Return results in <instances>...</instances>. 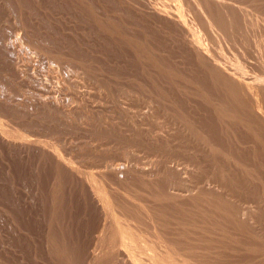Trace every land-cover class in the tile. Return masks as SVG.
I'll return each mask as SVG.
<instances>
[{
  "label": "rangeland",
  "instance_id": "374dc122",
  "mask_svg": "<svg viewBox=\"0 0 264 264\" xmlns=\"http://www.w3.org/2000/svg\"><path fill=\"white\" fill-rule=\"evenodd\" d=\"M155 1L167 3L170 9L176 4V0ZM145 3L0 0V264H152L155 258L144 250L142 241L128 240L126 248L122 247L121 235L129 231L127 228L118 223L104 227L106 210H101L89 176L103 180L116 212L130 207L132 214L140 210L135 214L141 217V222H135L140 227L131 225L136 231L152 225L153 211L162 208L164 214L156 211L158 218L164 219L157 228H166L167 235H178L190 246L243 241L264 244V143L255 132L242 126L235 130L227 117L214 113L217 101L228 92L183 44L175 25ZM187 4V8L192 6ZM208 4L207 11H222L219 5ZM154 58L161 68L152 62ZM181 113L202 120L204 131L213 122V131L221 141L206 145L204 139L197 143L190 131L176 130L179 124L172 122ZM156 136L164 142L157 141ZM219 148L226 155L222 157ZM140 163L148 172L146 176L129 170L125 176L109 177L112 172L108 165L131 167ZM177 164L180 169H176ZM166 165L176 166L174 173L172 168L170 172L180 179L170 177ZM108 171L111 174L107 175ZM216 179L225 186L220 192L206 186L208 182L214 185ZM184 180L195 188L193 194H165V181L167 186L177 183L175 186L181 188ZM227 191L230 194L225 196ZM125 199L135 206L120 202ZM252 204L259 207L261 225L257 229L234 212L237 206ZM222 251L221 258L227 261L219 257V264H249L241 257L246 252H231L229 257L231 253ZM261 256L255 264H264V254Z\"/></svg>",
  "mask_w": 264,
  "mask_h": 264
},
{
  "label": "bare ground",
  "instance_id": "6f19581e",
  "mask_svg": "<svg viewBox=\"0 0 264 264\" xmlns=\"http://www.w3.org/2000/svg\"><path fill=\"white\" fill-rule=\"evenodd\" d=\"M147 2V5L145 3V5L147 6V8L150 7L151 10H153L156 14H160L164 20L166 21H171L176 29L178 30V34L180 35V39L183 42V44H185L190 50H192L193 52L191 53H196V57L202 62V64L204 65L205 68L209 69L210 75H212L213 79H217L219 80V84L221 85V87L226 90L228 92L227 95L220 97V99L217 101V105L214 110V113H216V115H224L222 116L227 117V122L228 124H231L232 128L235 130H239L238 128H240V126L242 127H246L249 130L255 132V135H257V137L259 138V140H261L264 143V0H215V2H210L208 1V3L211 4H216L219 5L222 8V11L218 12L215 11L216 13H213L214 11L212 10V12L207 11V7L204 2H202L201 0H176V4L174 7H171L172 9H170V6L166 4H157V2L155 0H144V2ZM212 1V0H211ZM167 2V0H166ZM192 5V6H188L190 8L186 7L187 3ZM159 3V2H158ZM187 4V5H188ZM211 4H208V6H210ZM32 5V4H31ZM144 5V6H145ZM145 6V7H146ZM149 6V7H148ZM218 7V6H217ZM59 9V8H58ZM101 9V8H100ZM219 9V8H218ZM216 10V9H215ZM35 12V11H34ZM69 12V11H68ZM209 12V13H208ZM73 13V12H72ZM38 14V13H37ZM69 15V14H68ZM88 15V14H87ZM159 15V17H160ZM52 17V16H51ZM50 18V17H49ZM161 18V17H160ZM34 19V18H32ZM93 20V19H92ZM23 22V21H22ZM47 25V24H46ZM53 25V24H52ZM83 25V24H82ZM81 27V26H80ZM47 28V27H46ZM47 30V29H46ZM55 30V29H54ZM34 31V30H33ZM116 33V32H115ZM176 33V32H175ZM50 34V33H48ZM113 34V33H112ZM53 35V34H52ZM38 36V35H37ZM36 36V37H37ZM40 36V35H39ZM98 36V35H97ZM178 36V35H177ZM42 37V36H41ZM67 37V36H66ZM40 38V37H39ZM46 38V37H45ZM72 39V38H71ZM23 40V39H21ZM46 40V39H45ZM54 40V39H53ZM111 41V40H110ZM42 42V41H41ZM66 42V41H65ZM113 42V41H112ZM179 42L180 45H182ZM8 43V42H7ZM37 46V45H36ZM40 46V45H38ZM57 49V48H56ZM44 50V49H43ZM65 50V49H64ZM117 50V49H116ZM116 52V51H115ZM190 52V51H188ZM147 56V55H146ZM187 56V55H186ZM194 56V55H192ZM194 56V57H195ZM191 58V56H190ZM124 60V59H123ZM156 67L160 66V61H158V59L156 60L154 58V60L152 61ZM197 64V63H196ZM163 65V64H162ZM187 66V65H186ZM165 67V66H164ZM162 67V68H164ZM161 68V66H160ZM159 68V69H160ZM166 68V67H165ZM116 69V68H115ZM163 70V69H162ZM18 72V71H17ZM206 72V71H205ZM154 80V79H153ZM108 86V85H107ZM199 87V86H198ZM194 88V87H193ZM196 90V89H195ZM187 93V92H186ZM189 93V92H188ZM215 93V92H214ZM200 94V93H199ZM223 94V93H222ZM213 96V95H212ZM211 96V97H212ZM173 109V108H172ZM175 109V108H174ZM177 110V109H176ZM179 110V108H178ZM182 110V109H181ZM174 111V110H173ZM180 111V110H179ZM177 113V112H176ZM174 113V114H176ZM184 113V112H183ZM204 115V114H203ZM177 117L175 118L174 121L176 122H172L174 123L173 125L179 124L178 131L184 130V131H190V133H192L195 137H196V141L197 143H203V140L206 139L207 143L204 141V144H213L216 140H220V135L218 134V132H216L215 130L213 131V122H210V124L207 125V127H209L208 131H204L203 127L201 126V124L203 126L204 122H202V120L197 119V117H193L195 115H191L189 116L188 113L187 115L182 114L179 115L177 114ZM199 117V116H198ZM197 119V120H195ZM173 120V119H172ZM213 121V120H212ZM140 123V122H139ZM143 123V122H142ZM169 123V122H168ZM171 123V124H172ZM144 124V123H143ZM168 125L169 126L171 125ZM200 124V125H199ZM222 125V122L220 123ZM164 125V124H163ZM196 125V126H195ZM198 125V126H197ZM220 125V126H221ZM162 126V125H161ZM143 127V125L141 126ZM140 127V128H141ZM146 127V126H144ZM143 127V128H144ZM167 127V126H166ZM171 127V126H170ZM1 128V127H0ZM158 128V127H157ZM157 128L156 131H157ZM176 128V126H175ZM173 127V131L175 129ZM199 128H202L199 129ZM226 128V127H225ZM148 129V128H147ZM160 129V128H159ZM162 129V128H161ZM228 129V128H226ZM225 129V130H226ZM243 129V128H242ZM141 130V129H140ZM153 130V129H152ZM151 130V131H152ZM169 130V129H168ZM245 130V129H244ZM6 131V130H5ZM138 131V129L136 130ZM144 131V130H143ZM143 131H141L143 133ZM146 131V130H145ZM155 131V133H156ZM172 131V130H171ZM9 132V131H8ZM7 132V134H8ZM150 132V131H149ZM154 132V131H153ZM161 132V131H160ZM163 132V131H162ZM161 132V133H162ZM165 132V131H164ZM163 132L164 135L167 136V133L165 134ZM4 133V131L2 132ZM139 133L140 132H136ZM147 133V132H146ZM169 133V132H168ZM172 133V132H170ZM175 133V132H174ZM206 133V134H205ZM6 134V135H7ZM107 134V133H106ZM144 134V133H143ZM141 134V135H143ZM154 134V133H153ZM163 134H160L163 135ZM254 134V133H252ZM5 135V134H4ZM149 135V134H148ZM147 135V137H148ZM155 135V134H154ZM170 135V136H169ZM105 136V135H104ZM169 137H173L174 136L171 134H168ZM192 136V135H191ZM146 137V135H145ZM158 136H156L157 138ZM165 137V136H163ZM21 138V136H20ZM29 138V137H28ZM101 138V137H100ZM171 138H168V140ZM151 139V138H150ZM159 139V140H158ZM157 141H159L160 143L164 142V138H159L158 137ZM195 139V138H194ZM192 139V140H194ZM153 140V139H152ZM161 140V141H160ZM173 140V139H172ZM228 140V139H227ZM232 140V139H231ZM258 140V139H257ZM27 141V140H26ZM151 141V140H150ZM155 141V139L153 140ZM163 141V142H162ZM156 142V141H155ZM170 142V141H168ZM167 142V143H168ZM213 142V143H212ZM224 142V141H223ZM252 142V141H251ZM10 144V143H8ZM154 144V143H153ZM156 144V143H155ZM196 144V143H195ZM226 144V142L224 143ZM235 144V143H234ZM159 145V144H158ZM166 145V144H164ZM201 145V144H200ZM163 146V145H162ZM169 146V145H168ZM198 146V144H197ZM196 146V148H197ZM203 146V144H202ZM205 147V146H204ZM7 148V147H6ZM214 148V147H213ZM240 148V147H239ZM199 149V148H198ZM231 149V148H230ZM229 149V151H230ZM239 150V149H238ZM244 150V149H243ZM43 151V150H41ZM218 151L220 153H222V157L224 155H226V151H224V149L222 150L221 148L218 149ZM241 151V148H240ZM228 152V151H227ZM230 153H233V151H230ZM240 153V152H239ZM159 155V154H158ZM236 155V154H235ZM246 155V154H245ZM65 156V155H64ZM243 156V155H242ZM57 157V156H56ZM61 158V156H59ZM194 157V156H193ZM55 158V157H54ZM131 158V157H130ZM175 158V157H174ZM58 159V157L56 158ZM60 160V159H59ZM63 160V159H62ZM62 160L60 162H62ZM108 160V159H107ZM168 161V159H166ZM173 160V159H172ZM179 160V159H178ZM183 160V159H182ZM238 160V159H237ZM67 161V160H64ZM146 161V160H145ZM165 161V160H164ZM170 161V159H169ZM181 161V160H180ZM179 161V162H180ZM59 162V161H58ZM245 162V161H244ZM75 163V162H74ZM183 163V162H182ZM243 163V162H240ZM57 164V163H56ZM67 164V162H66ZM138 164V163H137ZM142 163H140V165H135L131 167L127 166L126 164L118 166L116 164H112V165H108V167L110 168L111 166V172L109 173V171L106 173L111 174L109 177H115L116 175H123L125 176V173L127 171L130 170V172H136L138 175H140V177H143L142 174L144 173H148L146 168H142L141 166ZM174 163H172L173 165ZM179 164V163H178ZM177 164V168L176 169H180L179 166ZM187 164V163H186ZM231 164V163H230ZM159 165V164H158ZM171 167L169 168L168 165H166L168 169V173H170V177L173 176V174H171L174 169ZM191 165V163H190ZM262 165V164H261ZM60 166V165H59ZM69 166L68 164L66 165V167ZM141 166V167H140ZM181 166V165H180ZM244 166V165H243ZM71 167V166H70ZM107 167V166H106ZM105 168L106 170L108 169ZM189 167V166H188ZM100 168V167H99ZM154 168V167H153ZM151 167V169H153ZM172 172H170V169ZM148 169V168H147ZM150 169V168H149ZM162 169V167H161ZM187 169V168H186ZM191 169V168H190ZM113 170V171H112ZM226 170V169H225ZM242 170V169H241ZM244 170V169H243ZM149 171V170H148ZM183 171V169H182ZM181 171V173H182ZM246 171V170H245ZM103 172V171H102ZM105 172V171H104ZM150 172H153L152 170ZM157 173V171H154ZM166 172V171H165ZM191 172V171H190ZM100 173V172H99ZM128 173V172H127ZM162 173V172H161ZM174 173V172H173ZM176 173V172H175ZM187 173V172H186ZM103 174V173H102ZM115 174V175H114ZM164 174V173H162ZM182 174H185L182 173ZM222 174V173H221ZM91 175V174H89ZM88 175V176H89ZM95 175V174H94ZM93 175V176H94ZM99 175V174H98ZM104 175V174H103ZM113 175V176H112ZM127 175V174H126ZM136 175V174H135ZM145 175V174H144ZM186 175V174H185ZM183 175V176H185ZM192 175V174H191ZM226 175V174H225ZM97 176V175H95ZM120 176V177H121ZM146 176V175H145ZM167 176V173L166 175ZM169 176V175H168ZM176 176V175H175ZM175 176H173L172 178H174ZM182 175L180 174V177ZM182 176V177H183ZM220 176V175H219ZM223 176V175H222ZM263 176V175H262ZM69 177V176H68ZM98 177V176H97ZM102 177V176H101ZM153 177V176H152ZM178 176H176L175 178H177ZM186 177V176H185ZM185 177L183 179H185ZM251 177V176H250ZM84 178V177H83ZM87 179V177H85ZM84 178V179H85ZM174 178V180H175ZM190 177L188 176V178H186V180H188ZM192 178V176H191ZM210 178V177H209ZM219 178V177H218ZM217 178V179H218ZM223 178V177H222ZM224 178H226V176H224ZM244 178V177H243ZM90 179V183L91 185L93 184V190H94V195L96 194V196L98 197V201L101 202L102 204V209L100 208V202H99V208L101 210H103V207H105L104 209L106 210V215L104 214L103 216L105 217V223L104 227H109V226H113L115 223H118V225L120 227H124L127 228L126 230H129L128 232H124L123 235H121L124 239V242H122V247L126 248V244L128 242V240H132V239H136V243L138 242L137 240L142 241L141 245H145L144 250L149 254H151L152 256H154L155 259H157V263H154V261L156 262V260L154 259L152 261V264H219L220 259L222 261L225 262V259H222V249L224 251H228V254L231 252H238V253H242V252H246V255L243 257V255L241 256L242 258H246L247 262H249V264H255L256 261H261L262 257L261 255L264 254V244H260V243H256L255 242H246L243 243L241 242V240L239 239V241L241 243L236 244V242L234 243V245H232L231 243H216L214 245H208V246H202L203 244H199L197 246H190L189 242L185 241L181 242L182 240L178 239V235L177 236H173V238H171L169 235L166 234V228L165 230H160L157 228V224L161 225L162 223H160V219H162L161 217L158 218V213L156 211H159L161 209H155L156 211H153L155 213V216L152 215L151 217H154V221L150 222L152 223V225H150L147 221H145V217L147 215H145V217H143V221L147 222L148 224L145 227L141 226V230L136 231L135 229L131 228L132 227L136 228L134 225L135 222L139 223L141 222L139 216H135V214L140 213L137 211H135V214L133 213V209L130 210H124V211H118L116 212L111 204H115L111 198V196L108 193V189L106 188V185L104 184L103 180H99L100 178H97L99 181H102L103 183L99 184L98 180L96 181L95 179L92 178V176H89ZM88 179V180H89ZM180 179V178H177ZM182 179V178H181ZM212 179V177H211ZM216 179V180H217ZM29 180V179H28ZM96 182H95V181ZM186 180H184L186 182ZM30 181V180H29ZM86 180H82V183L85 184V182H83ZM178 181V180H176ZM182 181V180H181ZM210 181V180H208ZM215 181V180H214ZM224 181V180H223ZM244 181V180H243ZM98 182V183H97ZM162 182V181H161ZM183 182V181H182ZM184 182V183H185ZM203 182V181H202ZM205 182V181H204ZM207 182V180H206ZM87 183V182H86ZM89 183V182H88ZM163 183V182H162ZM167 183H169L167 181ZM172 183V182H171ZM187 183V184H186ZM185 184L181 185V188H177V186H173V183L170 185V187H168L166 185V181H165V188L163 190H165V194H167V196L169 197H174V196H181V197H185V195L188 194H193L192 188H194L192 186V184L188 185L189 183L186 182ZM214 183V182H213ZM222 182H220L219 180L216 181V183L213 185L212 183L206 184V186H208V188L211 190L213 189L215 192H220L221 189H223V187L225 188V186H223L221 184ZM164 184V183H163ZM211 184V187H209ZM224 184V183H223ZM87 185V184H85ZM123 185V184H122ZM150 185V184H149ZM160 185V184H159ZM194 185V184H193ZM205 185V183H204ZM90 186V185H88ZM87 186V187H88ZM138 186V185H137ZM192 186V187H191ZM80 187V186H79ZM254 187V186H253ZM109 188V187H108ZM139 188V187H138ZM168 188V189H167ZM90 189V187H89ZM132 189V188H131ZM167 189V190H166ZM195 189V188H194ZM193 189V190H194ZM197 189V188H196ZM65 190V189H64ZM145 190V189H144ZM226 190V189H225ZM228 190V189H227ZM84 191V190H83ZM90 191V190H89ZM196 191V190H194ZM206 191V190H204ZM78 192V191H77ZM161 192V191H160ZM224 192V190H223ZM229 191L223 193L225 196H227V194ZM132 193V192H131ZM187 193V194H186ZM207 193V191H206ZM92 194V193H90ZM160 194H164L163 191ZM235 194V193H233ZM78 195V194H77ZM112 195V192H111ZM160 195V196H162ZM195 195V194H194ZM93 198L94 196L91 195ZM90 196V197H91ZM95 196V197H96ZM117 196V195H114ZM113 196V198H114ZM166 196V195H165ZM166 196V197H167ZM192 196V195H191ZM201 196V195H200ZM206 196V195H205ZM215 196V195H214ZM1 197V196H0ZM121 197V196H120ZM133 197V196H132ZM140 197V196H138ZM208 197V196H207ZM216 197V196H215ZM230 198H232V196H229ZM88 198V197H87ZM116 199L118 198L115 197ZM136 198V196H135ZM168 198V197H167ZM190 198V197H189ZM210 198V197H209ZM219 197L217 196V199ZM236 198V197H235ZM239 199V197H237ZM120 199V198H118ZM123 199V198H122ZM185 199V198H183ZM181 199V200H183ZM187 199V198H186ZM198 199V198H197ZM256 199V198H255ZM260 199V198H259ZM3 200V199H2ZM142 200V199H141ZM224 200V199H223ZM258 200V199H257ZM256 200V201H257ZM263 200V199H262ZM96 201V200H95ZM125 202H123V200H120V202L123 203H127L126 199L124 200ZM207 201V200H206ZM217 201V200H216ZM222 201V200H221ZM226 201V200H224ZM228 201V200H227ZM97 202V201H96ZM130 202V199H129ZM181 202V201H180ZM183 202V201H182ZM220 202V201H217ZM261 202V200H260ZM171 203V202H170ZM196 203V202H195ZM215 203V202H214ZM228 203L229 202H225ZM118 204V203H116ZM128 204V203H127ZM131 203H129L128 205H130ZM152 204V202H151ZM167 204V203H166ZM197 204V203H196ZM223 203H220L219 205H222ZM247 204V203H246ZM249 204V203H248ZM4 205V204H3ZM127 205V206H128ZM132 205V204H131ZM169 205V204H167ZM174 205V204H173ZM189 205V204H188ZM224 205V204H223ZM227 205V204H226ZM257 205V204H256ZM118 207V205H116ZM122 206V205H121ZM135 206V205H132ZM147 206V205H146ZM162 206V205H161ZM231 206V205H230ZM234 207L237 205H233ZM232 206V207H233ZM243 206V205H242ZM241 206V207H242ZM98 207V206H97ZM123 208H128L126 206H122ZM164 207V206H163ZM195 207V206H194ZM218 207V205H217ZM231 207V208H232ZM233 207V208H234ZM240 207V204H239ZM238 206L234 209H236L234 212H236V215L241 217L244 221H246L245 223H249L250 227L252 226L253 228L257 229L256 227H258L259 225V217L258 216V206L255 205H250V206H246L243 208H239ZM119 208V207H118ZM135 208V207H134ZM186 208V207H185ZM223 208V207H222ZM226 208V206H225ZM94 209V208H93ZM99 209V210H100ZM182 209V208H181ZM221 209V208H219ZM228 209V208H227ZM96 210V209H95ZM104 210V211H105ZM120 210V208H119ZM153 210V209H152ZM222 210V209H221ZM226 210V209H223ZM66 211V210H65ZM140 211V210H139ZM162 211V210H161ZM160 211V212H161ZM201 211V210H200ZM228 211H231L228 209ZM13 212V211H12ZM100 212V211H98ZM97 212V213H98ZM103 212V211H102ZM167 212V211H166ZM188 212V211H187ZM216 212V211H215ZM227 212V211H226ZM234 212H232L234 214ZM148 212H146L147 214ZM151 213V212H150ZM163 213V211L161 212ZM217 213V212H216ZM215 213V214H216ZM231 213V212H230ZM145 214V213H142ZM149 214V213H148ZM164 214V213H163ZM232 214V215H233ZM161 215V214H160ZM220 214H217V216H219ZM224 215V214H222ZM201 216V214H200ZM212 216V215H211ZM148 217V216H147ZM166 217V216H164ZM180 217V216H179ZM202 217V216H201ZM222 217V216H221ZM224 217V216H223ZM227 218V216H225ZM7 218V217H6ZM100 218H102V216H100ZM167 218V217H166ZM174 218V216H173ZM188 218V217H187ZM224 219L225 218H221ZM104 220V219H103ZM146 220H152L151 219H146ZM181 220V218H180ZM199 220V219H198ZM211 220V219H210ZM228 220V219H227ZM230 220V219H229ZM97 221V220H96ZM162 221H164V219H162ZM177 221V220H176ZM214 221V220H212ZM10 222V220H9ZM61 222V221H60ZM143 222V223H145ZM202 222V220H201ZM219 222V221H217ZM226 222V221H225ZM232 222V221H230ZM7 223V222H6ZM141 223V225L143 224ZM164 223V222H163ZM166 223V222H165ZM178 223V222H177ZM222 223V222H221ZM227 223V222H226ZM238 223V222H237ZM243 223V224H245ZM146 224V223H145ZM144 224V225H145ZM170 224V223H169ZM172 224H174L172 222ZM7 225V224H6ZM166 225V224H165ZM163 225V226H165ZM171 225V224H170ZM197 225V224H196ZM248 225V224H247ZM261 225V223H260ZM259 225V226H260ZM8 226V225H7ZM137 226V225H136ZM162 226V225H161ZM160 226V227H161ZM167 226V225H166ZM169 226V225H168ZM201 226V225H199ZM214 226V225H213ZM217 226V225H216ZM138 227V226H137ZM140 227V226H139ZM138 227V228H139ZM202 227V226H201ZM215 227V226H214ZM237 227V226H235ZM244 227V226H243ZM34 228V227H33ZM55 228V227H54ZM145 230H143V229ZM162 228V227H161ZM233 228V227H232ZM247 228V226H246ZM99 229V228H98ZM174 229V228H173ZM188 229V228H187ZM236 229V228H234ZM171 230V229H170ZM178 230V229H177ZM253 230V229H252ZM97 231V230H96ZM186 231V230H185ZM141 232H144L145 234H139ZM242 232V230H241ZM171 232H169L170 234ZM179 233V231H178ZM229 233V232H228ZM113 234V233H112ZM173 234V233H172ZM184 234V233H183ZM182 234V235H183ZM256 234V233H255ZM234 235V234H233ZM180 236V235H179ZM187 236V235H186ZM184 236V238L186 237ZM220 236V235H219ZM175 237V238H174ZM191 237V235H190ZM190 237L188 236L189 240ZM227 237V236H226ZM238 237V236H237ZM25 238V237H24ZM80 238V237H79ZM141 238H143V240H141ZM243 238V237H242ZM100 239V237H99ZM122 239V240H123ZM182 239V238H181ZM187 239V238H186ZM248 239V238H247ZM109 241V239H107ZM113 240V239H112ZM121 240V241H122ZM196 240V239H195ZM218 240V238H217ZM133 241V240H132ZM131 241V242H132ZM144 241V242H143ZM199 241V240H198ZM206 241V240H205ZM212 241V240H211ZM216 241V240H215ZM220 241V240H218ZM231 241V240H230ZM105 242V241H104ZM118 242V241H117ZM135 242V240H134ZM197 242V241H196ZM224 242V241H222ZM233 242V241H232ZM238 242V240H237ZM37 243V242H36ZM138 243V244H139ZM144 243V244H143ZM146 243V244H145ZM193 243V242H192ZM110 244V243H109ZM117 244V243H116ZM194 244V243H193ZM236 244V245H235ZM192 245V244H191ZM93 246V245H91ZM64 247V246H63ZM121 247V245H120ZM128 248V246H127ZM105 249V248H104ZM143 248L141 247L140 250H142ZM122 250V249H121ZM143 250V251H144ZM65 251V250H64ZM96 251V250H95ZM144 251V252H145ZM9 252V251H8ZM67 252V251H66ZM262 252V253H261ZM72 253V252H71ZM122 253V252H121ZM248 253V255H247ZM119 254V253H118ZM224 253L223 255L226 256ZM227 254V255H228ZM3 255V254H2ZM96 255V254H95ZM120 255V254H119ZM232 253L230 254L229 257L231 256ZM235 255V254H234ZM91 256V255H90ZM111 256V255H110ZM114 256V255H112ZM238 255H236L237 257ZM121 257V256H120ZM119 257V258H120ZM220 257V259H219ZM239 258L240 255L238 256ZM238 258V259H239ZM93 259V258H92ZM228 259V258H227ZM237 259V260H238ZM259 259V260H258ZM118 260V259H117ZM232 260V259H231ZM73 261V260H72ZM159 261V262H158ZM227 261V260H226ZM245 261V260H243ZM113 262V261H112ZM242 262V261H241ZM6 263V262H5ZM88 263V262H87ZM128 263V262H127ZM221 263V262H220ZM236 263V262H235ZM245 263V262H244ZM126 264V263H124ZM242 264V263H241ZM259 264V263H258ZM262 264V263H261Z\"/></svg>",
  "mask_w": 264,
  "mask_h": 264
}]
</instances>
